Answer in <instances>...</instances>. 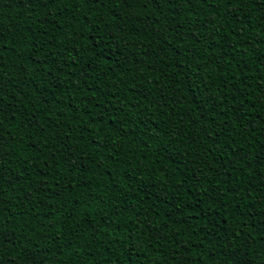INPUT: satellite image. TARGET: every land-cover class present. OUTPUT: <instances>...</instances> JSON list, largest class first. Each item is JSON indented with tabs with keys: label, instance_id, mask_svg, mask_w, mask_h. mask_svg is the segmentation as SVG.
<instances>
[{
	"label": "trees",
	"instance_id": "16d2710c",
	"mask_svg": "<svg viewBox=\"0 0 264 264\" xmlns=\"http://www.w3.org/2000/svg\"><path fill=\"white\" fill-rule=\"evenodd\" d=\"M0 43V264H264V0H0Z\"/></svg>",
	"mask_w": 264,
	"mask_h": 264
},
{
	"label": "snow or ice",
	"instance_id": "6c2138e0",
	"mask_svg": "<svg viewBox=\"0 0 264 264\" xmlns=\"http://www.w3.org/2000/svg\"><path fill=\"white\" fill-rule=\"evenodd\" d=\"M30 2H31V0H30ZM38 2L40 4H42V6L47 8L49 4L56 3V0H38ZM84 2L85 3H94V4H104L105 6H107V3L109 2V0H84ZM112 2H114V0H112ZM123 2L125 4H127L129 7H131L133 3L140 4L143 7H147L149 3H151L157 7H167V6H170L173 4H179L181 2L188 3L189 5H191L192 0H123ZM202 2L205 4H210L213 2V0H202ZM214 2L217 6H219L221 4V2L226 3V4H231L232 0H214ZM0 47H3L2 43H0ZM45 63H47V61H45ZM2 111H3V109L0 108V112H2ZM2 141H3V137L0 136V148H2ZM4 154H6V153L0 152V157H2ZM3 168H4V165L0 164V170H2ZM4 175H6V173L3 171H0V182L3 181Z\"/></svg>",
	"mask_w": 264,
	"mask_h": 264
}]
</instances>
